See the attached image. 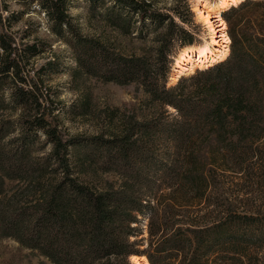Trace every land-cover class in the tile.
Here are the masks:
<instances>
[{
  "label": "trees",
  "instance_id": "16d2710c",
  "mask_svg": "<svg viewBox=\"0 0 264 264\" xmlns=\"http://www.w3.org/2000/svg\"><path fill=\"white\" fill-rule=\"evenodd\" d=\"M33 1L49 32L70 50L72 65L54 55L35 68L50 45L27 41V30L12 31L22 12L9 13L10 4ZM86 1L93 16L123 34L131 24L138 32L151 27L157 44L150 57L127 55L100 35L82 34L71 0H0V239L11 238L51 264H128L131 255L148 264H264V213L207 195L217 169L239 178L264 172V154L257 151L264 146V0H241L221 11L230 52L169 86L178 50L171 62L168 48L174 40L179 48L192 45L184 17L189 7L165 12L151 0ZM243 8L249 12L237 14ZM59 67L75 84L89 77L135 84L146 97L96 111L82 92L78 115L103 121L104 131L70 135L45 81ZM39 133L44 142L35 149ZM161 145L172 146L181 165L168 192L150 198L143 194V166ZM101 171L119 173V185L101 182ZM142 217L147 235L137 238Z\"/></svg>",
  "mask_w": 264,
  "mask_h": 264
},
{
  "label": "rangeland",
  "instance_id": "374dc122",
  "mask_svg": "<svg viewBox=\"0 0 264 264\" xmlns=\"http://www.w3.org/2000/svg\"><path fill=\"white\" fill-rule=\"evenodd\" d=\"M151 1L156 8L165 12H169L175 5H180L183 7L182 9L187 5L191 14H184V17L190 21L185 25V28L192 34V45H203L208 42V35L205 27L202 22L197 19L196 14L192 10V0ZM12 11L22 12L20 18L13 24L11 28L12 31L21 36L24 33L23 31L27 30L26 34H29V38H26L27 41L31 42L37 40L39 41L38 43L41 42L40 44L45 43L50 45V50L44 51L34 60L33 65L35 68H39L45 64L54 55L59 59V62L65 61L66 65H72L73 58L71 57L70 50L63 41L58 40L49 32L46 17L40 12L36 1H33L30 6H22L12 2L10 4L9 13ZM239 11L240 12L237 14H247L249 9L243 8ZM69 12L73 21L78 24L82 34L87 36L100 35L102 38L104 37L107 39L106 42L108 45L112 46L113 49L120 53L127 55H145L148 57L152 56L157 44V31L153 32L150 29L151 27L142 32H138L139 29L136 25L131 24V32L123 34L120 30L105 25L96 15L93 16L86 0H71ZM212 20L216 28L214 33L217 40L215 50L225 49L227 46H223V44L227 45V43L223 42L222 34L225 33L228 35L227 25L225 29L220 30L222 26H216L219 21H214V17ZM249 25L250 24L245 23L241 26H245L246 29L251 32L253 29L249 28ZM178 45L177 40H174L167 50L166 54L169 60L171 59V62L179 48ZM228 50L230 52V43H228ZM197 70L191 73L192 71H190V68H187L182 73L176 75L178 78L177 81L182 77L193 75ZM171 74V68H169L166 81L167 85ZM45 81L54 92V98L61 106L62 110L57 111L60 124L70 135L89 136L99 133V131H104L103 121H96L93 116L82 117L78 115L75 107L81 98L82 92H89L92 108L96 111H102L106 107L114 108L132 105V103L137 104L146 97L142 89H136L135 84L118 85L112 82H102L91 77L86 78L83 84H75L70 79L67 71H64L63 67H59V72H50L49 78ZM71 107L74 108L71 109ZM168 110L174 112V109L171 107H169ZM16 116V114L9 115L11 120H14ZM42 142H44V136L39 133L34 148L40 147L39 144ZM260 144H264V138L260 139ZM49 147V145H46L44 149L39 151H47ZM170 149H173L172 146L168 147L161 145L160 147L154 146L150 151L153 157L152 159H147V165L144 164L143 166L145 170L143 173L145 172L146 174L144 178L145 182L142 183L143 194L145 196L151 198V196L154 197L155 195H159V193L165 194L168 192L167 188L170 183L173 184L177 181L176 173H178L177 171L181 165V158L176 160L175 155H173ZM257 151L264 154V146H259ZM148 155H150V153ZM170 165L173 166L172 169H170ZM223 173L224 172L220 171V169H217L212 174L213 182L207 190V195H209L211 199L214 201L218 199L232 203L239 211L242 209L240 207L245 206L247 210L250 207H255L260 212L264 213V172L261 171V173H258V176L255 175L251 178H239V176L228 175L229 172ZM98 177L101 182L108 180L113 182L115 186H118L121 181V175L117 172L101 171ZM13 184H15L14 181L7 182V186H12ZM168 197L170 196H165L164 200L168 199ZM206 210L207 209H203L201 213H205ZM141 220L142 222L138 226L139 228H137V231H142V234L137 238H144L147 235L145 217H142ZM135 248L140 250L143 246L138 245L135 246ZM39 261H44L45 264H51L36 251L21 246L11 238L0 239V264H37ZM128 264H132L129 259Z\"/></svg>",
  "mask_w": 264,
  "mask_h": 264
},
{
  "label": "bare ground",
  "instance_id": "6f19581e",
  "mask_svg": "<svg viewBox=\"0 0 264 264\" xmlns=\"http://www.w3.org/2000/svg\"><path fill=\"white\" fill-rule=\"evenodd\" d=\"M241 0H192V10L196 14V17L205 27L208 35V42L203 45H191L179 48L177 54L172 63L171 75L169 78V84L176 82L177 74L182 73L187 68H190L191 73L195 69L205 68L212 65L213 62L225 58L229 52L228 43L230 41L227 34H222L223 46H227L225 49L215 50V44L217 43L215 37V23L212 18L214 17L218 24L216 26L221 27L220 30L225 29L226 24L221 17V11L224 9L236 5ZM194 64V65H193ZM130 261L132 264H148L145 256L131 255Z\"/></svg>",
  "mask_w": 264,
  "mask_h": 264
}]
</instances>
